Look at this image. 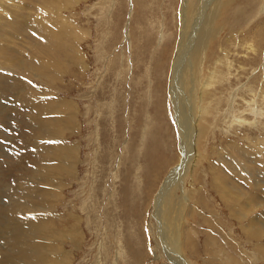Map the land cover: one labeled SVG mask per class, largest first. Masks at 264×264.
Wrapping results in <instances>:
<instances>
[{"label": "rangeland", "instance_id": "374dc122", "mask_svg": "<svg viewBox=\"0 0 264 264\" xmlns=\"http://www.w3.org/2000/svg\"><path fill=\"white\" fill-rule=\"evenodd\" d=\"M205 1L0 0L1 262L264 264V0L195 66Z\"/></svg>", "mask_w": 264, "mask_h": 264}, {"label": "bare ground", "instance_id": "6f19581e", "mask_svg": "<svg viewBox=\"0 0 264 264\" xmlns=\"http://www.w3.org/2000/svg\"><path fill=\"white\" fill-rule=\"evenodd\" d=\"M213 0H208V1H205V3H204V5H202L203 7H204V9L206 10H203L202 9V12L203 13H201V15L199 16V20L198 21H195V23L197 22V28H196V30L197 31H195V36L194 37H196V39L194 38L193 39V41H191V42H194V45H193V51L191 52V54H192V56H193V59H194V61H195V66L196 65H200V62H202V58L204 57V49L206 48V45H208V41H209V39H210V35L212 34V31H211V29H212V25L214 24V19L216 18V12H215V14L214 13H212V11L208 14L207 13V10H208V8H209V5L211 4V2H212ZM217 2V1H216ZM212 5V4H211ZM186 12V11H185ZM205 14V15H204ZM197 15H199V14H197ZM191 18V17H190ZM191 20V19H190ZM217 20V19H216ZM194 22V21H193ZM214 26V25H213ZM192 33V32H191ZM191 37V36H190ZM183 39H184V37H183ZM182 39V40H183ZM186 42V41H185ZM183 44V43H182ZM190 44V43H189ZM180 45H181V43H180ZM182 46V45H181ZM191 46H192V44H191ZM190 48H192V47H190ZM184 51V50H183ZM206 51V50H205ZM182 53V52H181ZM181 56V55H180ZM200 57H201V59H200ZM57 59V58H56ZM181 59H180V57H178V59H177V62H176V64H177V66H178V68H180V70H183L184 69V66L183 65H180L179 66V61H180ZM200 60V61H199ZM199 63V64H198ZM182 64H184V61L182 62ZM228 65V64H227ZM188 67V66H187ZM196 69H198V67H196L195 68V70H194V73H195V71L197 72V70ZM189 70V69H188ZM175 72V71H174ZM187 73V72H186ZM186 73H181L180 72V75L182 76V79H183V81H181L180 80V82L183 84V82H184V84L186 85V81H185V79H186V77H185V75L184 74H186ZM191 74V73H190ZM199 74V73H198ZM172 75H173V73H172ZM187 75V74H186ZM195 75H196V73H195ZM180 76V77H181ZM173 77H174V75H173ZM195 78V77H194ZM194 78H193V81H194ZM173 79V78H172ZM179 79V78H178ZM179 81V80H178ZM185 88V87H184ZM70 119V118H69ZM46 122V121H45ZM195 127V126H194ZM190 129V128H189ZM191 132V131H190ZM187 135H188V133H187ZM191 136V135H190ZM189 138V137H188ZM188 141H190V139L188 140ZM190 143V142H189ZM186 144H188V143H186ZM183 145H184V143H183ZM190 146V145H189ZM192 146V145H191ZM72 150V149H71ZM190 150V149H189ZM221 150V149H220ZM73 151V150H72ZM73 153V152H72ZM246 155V154H245ZM56 157V156H55ZM58 158H60V157H58ZM58 160H60L61 161V159H58ZM187 161V160H186ZM62 162V161H61ZM66 162V161H65ZM69 164V163H68ZM69 166V165H68ZM67 166V167H68ZM57 167L58 168H62V167H64L63 165H62V163H58V165H57ZM47 169V168H46ZM180 169V168H179ZM48 174V173H47ZM50 190V189H49ZM262 190V189H261ZM41 200V199H40ZM45 200V199H44ZM38 201V200H37ZM248 203V202H247ZM36 204V203H35ZM30 205V204H29ZM33 205V204H32ZM38 206H39V204H37ZM41 205V204H40ZM33 207V206H32ZM261 213H264V212H261ZM264 216V215H263ZM38 217V216H37ZM49 217V216H48ZM175 217V216H174ZM34 219H33V222H37L38 223V227H43V224H41V223H39V221H37V218H35V217H33ZM264 218V217H263ZM258 219V218H257ZM47 220V219H46ZM45 220V221H46ZM32 222V223H33ZM35 224V223H34ZM45 224H47V223H45ZM32 225V224H31ZM179 225V224H178ZM0 226H1V224H0ZM45 226V225H44ZM251 226H252V228L253 227H255V226H257V220H256V218L255 219H253L252 221H251ZM34 227V226H33ZM44 228V227H43ZM35 229V228H34ZM37 229V228H36ZM262 229V228H261ZM260 229V230H261ZM31 230V229H30ZM170 234H169V236L170 237H172V235H173V233H174V229L173 228H170ZM2 233H3V226H1L0 227V237L2 236ZM254 234V233H253ZM176 247V246H175ZM174 249V248H173ZM29 252L27 253V254H25V258L28 260V262H27V264H45L44 263V258H42V259H40V257L42 256H38L39 254H40V250H38V249H31V250H28ZM176 251V250H175ZM42 252V251H41ZM177 252V251H176ZM43 253V252H42ZM52 253H53V251H52ZM44 254V253H43ZM50 254V253H49ZM177 254H179L178 252H177ZM55 256H57V255H51V257H52V259L55 257ZM62 256V255H61ZM60 256V258H58V256H57V258H55V259H61L62 257ZM33 257V258H32ZM50 257V256H49ZM51 257L50 258H48V259H51ZM38 259L40 260V261H38ZM49 261V260H48ZM185 262V261H184ZM0 264H4L3 262H1L0 261Z\"/></svg>", "mask_w": 264, "mask_h": 264}]
</instances>
